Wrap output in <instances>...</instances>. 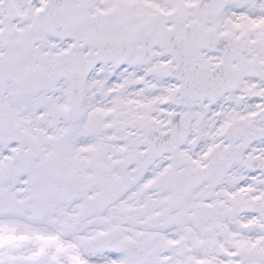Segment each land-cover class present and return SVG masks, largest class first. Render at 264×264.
Returning a JSON list of instances; mask_svg holds the SVG:
<instances>
[{
    "label": "snow or ice",
    "instance_id": "snow-or-ice-1",
    "mask_svg": "<svg viewBox=\"0 0 264 264\" xmlns=\"http://www.w3.org/2000/svg\"><path fill=\"white\" fill-rule=\"evenodd\" d=\"M0 264H264V0H0Z\"/></svg>",
    "mask_w": 264,
    "mask_h": 264
}]
</instances>
